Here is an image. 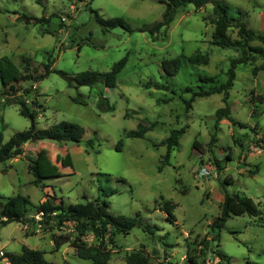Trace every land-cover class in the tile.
<instances>
[{"label": "rangeland", "instance_id": "rangeland-1", "mask_svg": "<svg viewBox=\"0 0 264 264\" xmlns=\"http://www.w3.org/2000/svg\"><path fill=\"white\" fill-rule=\"evenodd\" d=\"M218 1L248 28L264 33V0ZM0 9V57L8 56L18 63L20 56H27L34 65L52 60L53 69L69 74L107 72L123 57L127 59L114 89H106L101 81L92 88L69 86L53 72L35 85L30 81L19 83L20 92L6 97L2 95L6 88L0 82V132L4 142L30 126L15 103L21 98H26L29 105L33 99L42 105L44 111L38 109L36 119L39 129L69 121L86 130L78 145L49 140L25 143L21 156L1 163L0 205L4 202L1 197L16 194L27 197L32 205H38L44 193L55 194L68 205L93 200L100 187L116 191L108 198L112 215L133 216L139 212L160 230L150 235L136 227L128 235H118L110 264H125L124 257L131 251H143L156 264H188L187 250L199 251L200 241L214 237L210 224L219 215L224 195L241 193L253 200L261 215L230 216L218 242L210 241L203 264H264V71L252 75L262 58L256 56L251 64L236 67L229 92L230 116L244 128L221 121L217 142L211 146L215 112L224 107L222 95L196 97L189 112L184 110L191 94L205 84L201 77H215L218 85L225 83L230 61L240 57L238 49L211 44L214 27L203 20L211 16V4L198 10L192 5L179 8L173 22L156 39L138 30L161 20L165 6L155 0H0ZM90 9L103 19H124L130 31L123 27L102 31ZM24 15L48 21L26 24ZM230 35L234 39L236 30L231 29ZM250 45L264 47V42L255 40ZM195 53L207 55L208 64L191 65L185 57ZM175 57H183L182 67L177 75L165 77L161 62ZM148 81L168 88L145 89ZM24 89L31 92L23 94ZM186 89H192V93ZM99 93L107 97L113 111H99ZM255 95L263 97L262 104L251 103ZM73 98L85 104L75 103ZM149 122L156 124L144 138H125L126 131ZM185 125L188 128L180 137L179 147L171 152L169 165L159 171L166 148L153 147V143ZM89 138L94 139L93 149L86 145ZM119 140L122 149L116 151ZM194 140L202 154L192 148ZM26 158L48 164L53 177L44 180L48 185L44 190L32 183ZM202 168L207 174H200ZM255 168L258 171L251 175L249 171ZM224 178L231 184L222 185ZM184 188L186 193L181 192ZM161 196L176 205V223L166 221L155 203ZM36 216L35 209L27 207L24 224H5L0 218V250L4 253L0 264H10L6 254L19 253L23 245L44 252V259L51 264H90L78 258L69 243L55 248L52 242V234L68 235L72 240L76 235L72 224L50 230L38 224ZM83 240L88 245L96 242L91 234ZM215 251L230 257L228 263L215 256ZM196 262L200 264L202 259L198 257Z\"/></svg>", "mask_w": 264, "mask_h": 264}, {"label": "trees", "instance_id": "trees-1", "mask_svg": "<svg viewBox=\"0 0 264 264\" xmlns=\"http://www.w3.org/2000/svg\"><path fill=\"white\" fill-rule=\"evenodd\" d=\"M159 4L165 6L164 13L160 21L155 22L150 26H142L138 30L140 32L149 33L153 39L157 38V34L162 29H167L173 22L176 11L187 5H192L196 10L205 7L207 4L212 5V14L208 18L204 17V21H209L213 25L214 30L211 37V44L220 48H235L240 51V57L232 59L230 61L229 69L226 71V81L223 84H217L215 77H201L200 81L205 83L198 86V92H193L192 89H186L187 92H191L190 98L184 103L185 113H188L192 108V102L196 97H208L213 94H221L224 107L218 108L215 112V125L214 131L210 137L209 145L213 146L217 142L216 131L221 121H229L232 125H236L240 128L245 126L242 123L234 122L230 116V109L228 104L229 92L234 85L235 69L238 65H248L255 60L256 56L262 58L263 62L255 66L252 69V75L256 77L260 71H264V47L252 46L251 42L258 40L264 42V33L259 34L251 28H248L245 23L240 19L230 15L228 13V6L218 0H155ZM0 12L2 10L0 9ZM90 12L94 15L95 21L101 26L102 31H110L117 27H123L130 31L126 22L122 18H109L103 19L97 11L90 9ZM23 21L26 24H39L47 22L45 17H33L22 16ZM264 19V11H263ZM231 29L236 30V36L233 39L230 35ZM182 58L175 57L170 59H164L161 62V69L165 77H173L177 75L182 67ZM185 59L193 66L206 65L209 62L207 55L195 53ZM126 57H123L116 62L109 71L99 73L94 70H85L75 74H69L61 70L53 69L52 60H48L46 63L40 65H34L30 57L20 56L19 62L13 61L8 56L0 57V82L6 88L2 95L6 97H12L20 92L19 83L30 81L32 83H38L48 77L50 73H56L61 78L67 81L69 86H85L92 88L98 82H102L106 89H114L117 86V76L123 70L126 65ZM145 89L153 88L155 90H166L168 86L163 83L148 81L144 85ZM31 92V91H29ZM26 89L23 90V94L29 93ZM253 94V93H252ZM97 107L101 112H110L114 110V106L111 105L107 97L99 93ZM73 102L79 104H85L84 101L77 98L72 99ZM167 102V100H163ZM19 105V114L30 120V126L22 131L16 132L11 136L8 142L3 141V136L0 132V164L7 160L22 155L21 146L25 143H35L39 141L49 140L57 143H73L78 145L82 142L86 130L84 127L77 123L69 121H60L52 124L48 128L39 129L36 126V119L39 116V110L43 109L42 105L38 103L36 99H33L29 105L26 98H21L17 102ZM253 105L263 103V97L255 95L251 99ZM39 109V110H38ZM44 111V109H43ZM156 123L149 122L148 124L139 123L134 130H129L124 133L125 138H144L145 134L152 131ZM188 125L182 126L179 129H173L170 131L169 136L160 141L159 143H153V147L164 146L166 148L165 155L162 157L159 171L165 165H169V158L171 152L179 147L180 137L185 133ZM263 142V140L261 141ZM86 145L90 148H94V139L89 138L86 140ZM123 142L119 140L115 146L116 151H121ZM192 148L199 153H203L200 144L197 140H194ZM263 149V147H260ZM229 158V157H228ZM27 170L33 176L32 183L36 187H40L41 191L48 185L45 181L48 178H52V173L48 164L45 161L37 159H28ZM216 166L219 170L218 163ZM218 170V171H219ZM256 171H249V173L255 174ZM109 177L110 175H106ZM118 182H124L123 179H118ZM229 179L224 178L222 185H230ZM116 191H106L99 188V194L93 200H87L84 203L68 204L66 205L61 198H57L55 194L50 195L44 193L43 200L38 205H32L28 198L16 194L11 197H1L4 202L0 205V218L5 224L12 222L24 224L27 222L25 218V212L27 207L35 209V213L41 214L38 224L47 227L50 230L63 227L66 223L72 224L76 235L71 240L68 235H51L52 242L55 248H59L62 245L69 243L74 249L75 255L90 262V264H110V259L113 254V247L116 244V237L118 235H128L132 229L138 227L143 232L150 235H154L159 231L157 225L150 224L145 218L141 216L139 212H136L133 216L117 215L114 216L109 212L110 202L108 198L115 194ZM182 193H186V189L181 190ZM158 204L160 211L165 215V220L169 223H176V218L173 214L175 204L169 200L164 199L162 196L159 201H155ZM263 207H264V194H263ZM247 214L252 217H259L261 210L253 202V200L241 193H226L220 205V212L215 217L211 224V231L214 232V237L209 241H200V250L189 249L186 252V259L188 264H198L197 258L202 259L204 263L205 250L210 246V241L218 242L219 232L225 227V223L230 216H241ZM264 224V220H263ZM264 227V225H262ZM216 232V233H215ZM91 234L95 243L88 245L83 238ZM219 246V245H218ZM8 262L10 264H51L44 259V252L40 250L31 249L26 245L21 246L20 252L17 254L7 253ZM221 261L228 263L227 259H230L225 253L215 251ZM125 264H156L150 261L149 257L143 251H131L124 257ZM229 264V263H228ZM245 264H251L246 261Z\"/></svg>", "mask_w": 264, "mask_h": 264}, {"label": "built area", "instance_id": "built-area-1", "mask_svg": "<svg viewBox=\"0 0 264 264\" xmlns=\"http://www.w3.org/2000/svg\"><path fill=\"white\" fill-rule=\"evenodd\" d=\"M200 174H202V175L207 174L206 169L202 168L201 171H200ZM40 215H41V214H38V215L36 216V217L38 218V220L40 219ZM3 254H4L3 251L0 250V256H2Z\"/></svg>", "mask_w": 264, "mask_h": 264}]
</instances>
